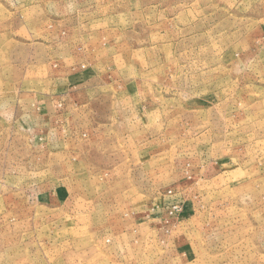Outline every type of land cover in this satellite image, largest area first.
Segmentation results:
<instances>
[{
    "label": "rangeland",
    "instance_id": "374dc122",
    "mask_svg": "<svg viewBox=\"0 0 264 264\" xmlns=\"http://www.w3.org/2000/svg\"><path fill=\"white\" fill-rule=\"evenodd\" d=\"M0 264H264V0H0Z\"/></svg>",
    "mask_w": 264,
    "mask_h": 264
}]
</instances>
